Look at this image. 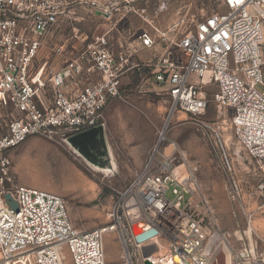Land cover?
<instances>
[{
    "label": "built area",
    "instance_id": "built-area-1",
    "mask_svg": "<svg viewBox=\"0 0 264 264\" xmlns=\"http://www.w3.org/2000/svg\"><path fill=\"white\" fill-rule=\"evenodd\" d=\"M134 1L0 0V254L4 264H63L67 256L73 264H109L106 244L111 235L122 246L119 264H144L143 250L157 245V240H136L132 226L137 223L131 221L135 215L147 224L143 232L157 230L156 237L182 264L217 260L225 238L186 201L201 192V185L193 168L179 173L175 144L169 155L154 150L118 193L108 222L98 229L77 230L62 197L17 184L12 157L16 148L34 136L62 141L102 125L110 102L124 99L126 76L142 68L153 72L155 83L169 98L168 122L178 113L200 121L211 102L232 113V140L259 164L263 177L259 188L264 194V91L258 89L259 84L264 86V0H223V11L203 18L191 30H182L184 20L171 24L161 34L165 42L178 33L177 46L185 58L180 64L171 58L156 63L135 59L139 49L157 45L160 38L153 24L168 8L166 0L153 9L131 7ZM81 8L91 10L99 21L138 16L152 29L139 33L128 22L94 37L87 46L69 47L62 43V33L78 23ZM43 48H51L61 61L58 69L47 70V77L36 81L35 62ZM208 88L216 90L211 101ZM200 124L213 154L224 165L227 190L234 201H242L243 184L234 172L225 128L218 120ZM171 188L174 201L167 198Z\"/></svg>",
    "mask_w": 264,
    "mask_h": 264
},
{
    "label": "rangeland",
    "instance_id": "rangeland-1",
    "mask_svg": "<svg viewBox=\"0 0 264 264\" xmlns=\"http://www.w3.org/2000/svg\"><path fill=\"white\" fill-rule=\"evenodd\" d=\"M162 2L164 0H135L131 7L153 9ZM165 3L168 10L156 16L153 24L160 39L150 50L139 49L135 59L140 62L153 60L156 63L171 58L180 64L185 58L177 46L178 33L170 34L171 41L165 42L161 33L181 20L185 21L182 30L194 29L203 18L224 10L223 0H166ZM78 18V23L73 28L68 27L61 39L63 44L76 49L89 45L94 37L114 26L122 28L128 22L139 33L152 29L138 16L99 21L88 8L79 9ZM113 34L119 36L117 31ZM262 52L264 54V48ZM69 55L75 56L74 53ZM59 60L51 48H43L35 62L34 80L43 81L47 70L59 68ZM124 84V99L110 102L102 127L79 137L88 141V144L80 141L85 147L71 142L72 137L61 141L34 136L16 148L12 157L17 184L56 193L66 202L70 220L77 230L98 229L108 222V211L118 193L127 188L154 150L160 153L166 150L169 155L174 150L171 145L175 144L179 173L193 168L201 185V192L192 198L187 196L186 201H190L195 214L207 226L216 227L225 238L213 264H227L228 257L232 264H264V194L259 188L263 177L259 164L232 140L229 130L232 113L211 102L200 121L178 113L168 122L169 98L155 83L152 71L135 70L126 76ZM258 89L264 91V86L259 84ZM206 91L208 100H213L216 90L208 88ZM215 120L225 128L234 172L243 184L242 201H234L227 190L224 165L213 154L200 124ZM167 198L176 199L172 188ZM251 226L254 228L249 239L246 233ZM106 253L109 264L122 261V246L116 235L107 239ZM1 258L0 254V264H4ZM64 263L73 264L69 256Z\"/></svg>",
    "mask_w": 264,
    "mask_h": 264
},
{
    "label": "bare ground",
    "instance_id": "bare-ground-1",
    "mask_svg": "<svg viewBox=\"0 0 264 264\" xmlns=\"http://www.w3.org/2000/svg\"><path fill=\"white\" fill-rule=\"evenodd\" d=\"M166 125H167V123H166ZM132 215H133V213H132ZM131 221L137 223L140 232H143V231H145V229L148 228L147 227V224L141 219V217L139 215L132 216ZM253 228L254 227L251 226L250 229L246 233L249 236V239H252L251 236H252ZM111 236H113V235H111ZM108 239H109V237H108ZM152 240H157L156 241L157 245H155L153 247H150V248H152L151 251H153L154 253L151 256L147 257V258L144 257V264H160V263H163V264H173V263L179 261L178 258H174L172 256V254H170V252L168 250L167 243L164 240H160L159 237H156V236L154 237L153 236V237H151V238H149V239H147L145 241L146 242H150ZM223 245H224V241H223V243L221 242V244L218 247V250L221 249V248H223ZM251 247H252V250H253L254 247L253 246H251ZM226 251H227V249H226ZM155 254H157V255L155 256ZM1 260H2V258H1ZM63 264H65V263H63ZM227 264H232V259L230 257H228Z\"/></svg>",
    "mask_w": 264,
    "mask_h": 264
},
{
    "label": "water",
    "instance_id": "water-1",
    "mask_svg": "<svg viewBox=\"0 0 264 264\" xmlns=\"http://www.w3.org/2000/svg\"><path fill=\"white\" fill-rule=\"evenodd\" d=\"M101 127H102V125L99 126V127L94 128V129H92V130H89V131H87V132H84V133H81V134H79V135H76V136L72 137V138L70 139V141L73 142L74 144H77V143H81V144H82V142H80V141H83V140H84V141H86L87 144H88V141H87L86 139H84V138H79V137H82L83 135H85V133H89V132H91V131H93V130H96V129H98V128H101ZM78 141H79V142H78ZM76 142H77V143H76ZM82 145H83V144H82ZM83 146H84V145H83ZM84 147H85V146H84ZM9 198H10V197L7 196V199H8V200H9ZM132 231H133L134 235L136 236V240H137L138 242H144L145 240H147V239H149V238H151V237H153V236H156V235L158 234V231L155 230V229L149 230V231L144 232V233H140L137 224H134V225L132 226ZM151 250H152V248L144 249L143 253H144V257H145V258L151 256V255L154 253V252L151 251ZM160 264H163V263H160ZM173 264H182V263H181L180 261H177V262H175V263H173Z\"/></svg>",
    "mask_w": 264,
    "mask_h": 264
}]
</instances>
